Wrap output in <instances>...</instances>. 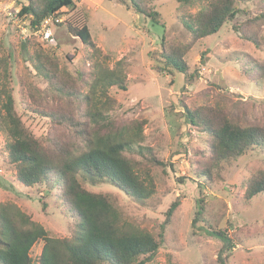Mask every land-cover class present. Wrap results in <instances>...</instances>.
<instances>
[{
    "label": "rangeland",
    "instance_id": "374dc122",
    "mask_svg": "<svg viewBox=\"0 0 264 264\" xmlns=\"http://www.w3.org/2000/svg\"><path fill=\"white\" fill-rule=\"evenodd\" d=\"M27 1L0 0V59L4 61L1 66L7 67L6 81L20 114L31 131L36 136L59 132L50 130L46 119L24 111L26 95L34 94L55 106L66 104V99H61L37 74L28 53L44 49L70 75L74 89L82 93L88 91L98 65L115 69L122 61L127 91L111 88L116 106L108 114L119 122L145 121L144 145L151 147L167 166L152 168L157 193L144 204L108 181L92 183L81 178L83 186L109 195L124 218L138 227L155 236L163 232V243L151 264H222L220 254L226 264H264V194L250 202L245 199L249 180L264 170V149L234 159L219 172L215 170L213 179L207 182L200 172L210 157V138L187 125L182 114L183 106L203 107L205 114L264 128V18H260L264 0L238 3L241 12L234 22L194 43L181 19L203 11L210 0H193L188 5L176 0H143L159 13V24L134 12L130 3L125 6L115 0H77L76 10H63L59 19L62 27L51 25L45 34H35L29 20L18 16ZM86 16L96 46L109 56L106 60L98 55L96 62L91 50L66 29V23L81 26ZM163 40L170 48H183L192 42L185 60L190 73L198 71L197 79L187 83L185 75L176 70L160 72L165 68ZM4 82L0 78V88ZM84 107L78 101L72 102L70 111L83 119ZM61 141L66 146L79 142L77 137L69 136L61 137ZM5 144L0 133V204H16L43 225L51 237L70 236L73 220L57 190L52 185L25 188L17 184L15 169L6 161ZM43 193L48 195L44 199L47 209L41 203ZM200 197L205 199V213L194 226ZM176 199L180 206L162 230L166 212ZM210 228L226 231L237 243L236 248L222 252L223 242L209 234ZM42 247V242L34 246L33 258L40 255Z\"/></svg>",
    "mask_w": 264,
    "mask_h": 264
},
{
    "label": "trees",
    "instance_id": "16d2710c",
    "mask_svg": "<svg viewBox=\"0 0 264 264\" xmlns=\"http://www.w3.org/2000/svg\"><path fill=\"white\" fill-rule=\"evenodd\" d=\"M76 1L28 0L21 6L18 16L28 19L29 27L34 32L50 18L48 28L51 25L62 27L59 19L64 14L63 10H76ZM115 1L125 6L130 3L134 12L159 24V13L144 4L143 0ZM176 1L186 5L193 2ZM249 1L252 0H210L203 11L188 19L182 18L181 22L192 35L194 43L218 33L225 24L234 22L241 12L238 3ZM87 18L77 27L66 23V29L91 50L96 61V56L103 55V52L92 38ZM260 18H264V13ZM235 28L239 31L238 27ZM172 46L175 48H170L163 40L161 53L165 68L160 72L176 70L185 75L187 83L193 82L199 77L198 71L190 73L185 60L192 42L183 48ZM108 58V55L104 56L105 60ZM28 60L37 74L48 82L50 89L58 92L61 99H66V104L55 106L34 94L23 98L26 113L32 112L46 119L50 130H59L36 136L20 114L9 81H6L9 78L7 67L1 66L4 61L0 59V78L5 79L0 88V133L6 139V161L14 167L20 186L34 188L52 185L64 209L70 213L73 224L70 236L54 238L16 204L1 203L0 264L153 263L164 240L163 232L155 236L138 227L124 218L109 195L89 191L81 181V178L92 183L108 181L135 202L144 204L157 193L152 168L167 166L151 147L144 145L145 121L119 122L108 114L116 106L111 88L127 91L123 62L119 61L115 69L98 65L88 91L82 93L74 89L73 79L59 68L58 61L45 53L44 49L28 53ZM201 63L204 64L203 60ZM1 69H4V73H1ZM75 100L85 106L83 119L70 111ZM183 108L185 123L207 134L211 141L208 163L200 172L207 182L213 179L215 170L219 172L225 165L250 151L264 149V128L242 126L227 117L205 114L203 107ZM64 136L77 137L79 142L66 146L61 143ZM134 157H141L145 161L142 163ZM259 194H264V170L249 180L245 199L250 202ZM46 197L48 195L43 193V209H47ZM179 206V199L172 202L162 230ZM204 213L205 199L200 197L194 226ZM209 234L223 242L222 252H231L237 246L226 231L210 228ZM39 242L43 243L41 253L33 258L32 250ZM225 260L220 254L219 261L226 264Z\"/></svg>",
    "mask_w": 264,
    "mask_h": 264
},
{
    "label": "built area",
    "instance_id": "2783aa9c",
    "mask_svg": "<svg viewBox=\"0 0 264 264\" xmlns=\"http://www.w3.org/2000/svg\"><path fill=\"white\" fill-rule=\"evenodd\" d=\"M50 22H51V18H50V19H47V20L41 25V27L38 28V29L36 30V32H34V33H35V34H37V33L45 34V33H46L45 31L48 29V25H49ZM47 37H49V35H48Z\"/></svg>",
    "mask_w": 264,
    "mask_h": 264
}]
</instances>
